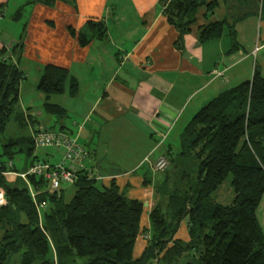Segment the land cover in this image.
Listing matches in <instances>:
<instances>
[{
    "label": "trees",
    "instance_id": "obj_1",
    "mask_svg": "<svg viewBox=\"0 0 264 264\" xmlns=\"http://www.w3.org/2000/svg\"><path fill=\"white\" fill-rule=\"evenodd\" d=\"M57 1L70 3L28 0L26 5L53 7ZM162 1L163 15L179 38L189 32L199 10L204 9L208 21L199 27L198 42L218 40L226 34L228 53L239 49L234 21H209L220 1L226 0ZM22 14V10L16 11L13 19ZM85 26L90 37L68 28L79 45L106 38L103 21L89 20ZM19 47L20 43L13 45L10 52ZM9 53L0 46V140L11 122L20 132L28 129L22 111L17 110L24 77ZM78 87L66 69L55 65L44 66L37 83V90L47 99L65 92L76 95ZM43 108L58 120L65 115L61 106L47 101ZM4 140L0 145V188L6 205L0 206V264H8L13 257L19 258V264H80V258L86 259L82 264H174L184 255L190 257L185 264H264V234L256 215L264 194V77L256 65L249 80L212 98L187 122L176 155L195 158L197 169L193 175L184 172L170 189L164 181L156 190L159 200L148 213V226L143 225V202L119 193L113 180L107 187L97 186L84 171L77 173L69 202H64L62 190L59 195L45 191L37 196L39 202L47 203L39 223L27 187L17 184L20 176L8 179L6 173L16 171L2 160L10 161L22 152L21 144L27 145V156H33L31 135ZM35 161L34 156L30 167ZM227 179L235 196L230 205L223 206L212 196ZM28 181L35 188L47 184L36 176H28ZM183 221L189 237L186 242L175 238ZM145 233L146 246L135 258L137 238Z\"/></svg>",
    "mask_w": 264,
    "mask_h": 264
},
{
    "label": "crops",
    "instance_id": "obj_2",
    "mask_svg": "<svg viewBox=\"0 0 264 264\" xmlns=\"http://www.w3.org/2000/svg\"><path fill=\"white\" fill-rule=\"evenodd\" d=\"M10 1L0 0V46L9 53L13 45L20 43L17 50L9 53L24 77L20 88L31 75L37 84L46 65L66 69L79 86L73 96L65 92L48 99L43 94L38 99L31 98L29 104L36 106L34 110L22 103L29 134L39 127L50 131L38 119L41 110L45 112L46 101L61 106L64 117L58 120L52 116L53 124L58 126L56 133L77 138L88 151L86 172L96 185L107 187L113 180L119 193L146 204L143 225L148 226V213L159 200L155 192L164 184L155 177L153 162L165 156V152L177 150L175 144L177 141L179 144L183 130L177 132V127L183 117L186 125L212 98L252 77L255 65L252 68L254 63L250 64L249 59L264 51V0L263 3L259 0V16L256 14L259 19L255 13H244V7L240 6L243 3L238 0L220 1L209 17L211 22L221 19L235 22L240 47L232 53H228L230 41L226 34L218 40L198 42L199 27L208 21L204 9L199 10L197 22L189 32L179 38V32L163 15L162 0H70V3L57 1L53 7L26 5V0L11 9L14 12L9 19L15 27V33L11 34L4 28ZM221 7L227 11L217 16ZM107 9L111 11L108 19ZM18 10L23 14L14 20ZM110 19L118 30H108ZM89 20L106 24V38L92 39L81 46L68 28L90 37L85 26ZM257 68L264 77V59ZM215 72L223 73L224 78ZM38 102L41 107H37ZM66 118L70 119V126L64 124ZM55 154L60 156L61 149H52L46 156ZM6 176L11 180L16 177L14 173ZM223 183L213 199L227 206L235 194L230 180ZM257 219L264 234V223L261 217ZM182 223L175 238L186 242L189 240L186 221ZM143 236L148 239V234ZM139 239L140 235L136 245ZM140 242L144 243L143 246L140 243L141 250L138 248L142 253L146 242Z\"/></svg>",
    "mask_w": 264,
    "mask_h": 264
},
{
    "label": "rangeland",
    "instance_id": "obj_3",
    "mask_svg": "<svg viewBox=\"0 0 264 264\" xmlns=\"http://www.w3.org/2000/svg\"><path fill=\"white\" fill-rule=\"evenodd\" d=\"M24 1H26V0H11L10 3L8 4L7 8H6L9 11H7L8 13H6L5 16H4V22H5L4 28H5V30L7 32H9L11 34L15 33V27L12 25L13 23H11V21L9 19V15L14 12V10H11V9H13V7H15V6L17 8ZM247 1H248L247 3L244 2L245 4L243 2H241V1H239V3H243L242 5H240L242 8L244 7L242 9L243 12L244 13H249V15H251V13H255V15L256 14L258 15V10H259L258 8H259V5H260L259 0H247ZM16 2H18V3H16ZM6 3H8V1ZM109 6H110V4L107 5V7H109ZM16 8H14V9H16ZM225 10H226L225 7H221L220 9H218V11H216L217 16L221 15L223 12H225ZM110 13H111V11L109 12L108 9L105 11V17L107 19L109 18V14ZM26 14H27V11H25L24 15H26ZM131 18H132V15H131ZM258 19H259V17H258ZM111 21H113V20L110 19V22H108V30L109 31H112L114 29L118 30V29H116V27H114V25L111 23ZM263 21H264V18L262 19V22ZM18 26H19V28H21V24H19ZM116 43H120L119 40H116ZM262 59H264V51L260 52L259 54L255 55V56H252L251 59H249V63L250 64H251V62L254 63V64H252V68H253V65H256L258 67V65L260 66V64L262 63ZM40 95H42V93L37 90V84H35L33 82V77L31 75L27 79L26 83L23 82L22 85H21L20 95H19V97H20L19 98V105H18L17 110L21 111V106H23L22 103H24V105L26 107H28L30 105V108L34 110V108L36 106L32 105V104H29V100L31 98L32 99H38ZM37 107H41V104L39 102H38V106ZM38 119H39V122L42 125L46 126L48 129H50V131L51 130L55 131V132L58 131V126L53 124L54 118L52 116L46 114L44 111L41 110V116H39ZM188 119H190V118H188ZM186 121L187 120L185 119V117H183L181 119V121H180V123L178 124V127H177V132H179V131H181L183 129V127L185 126ZM63 122H64L65 125L70 126V119L69 118L64 119ZM51 126H52V128H51ZM26 134H29L28 129L25 132H20L16 128V126L11 122L6 127L4 134L1 136L2 140H0V145L5 143L4 138L17 137L19 135H26ZM176 137L177 136H175V134H174V138H176ZM178 140H179V138H178ZM20 147H21L22 152L16 153L14 155V157L10 161H8L7 158H2V160L6 162L7 166H9L10 163L12 164L14 170L16 171V173H14L16 177H19L18 172H25V171L29 170L30 164H31V160L33 159L34 156L37 157L38 161L47 160L48 164L54 165V164H57V163L60 162V160L62 159L63 152H64V150L61 149L60 156L55 154L54 156H49L48 157L46 155L50 154L52 149H50V148H37L33 152V156L28 157L27 154H26L27 145L26 144H21ZM175 148L177 150H171V151H168V152L164 153L165 156L168 158L167 160H169V163H170L169 166H168L167 171L164 172V173H157L156 176H155L157 178L158 182H160L161 184L164 181L166 182L167 189H170L171 186L175 182H180L179 179H180V177L182 176V174L184 172H186V173L188 172L189 175L190 174L193 175V173L197 169V161H196L195 158H193L191 156H187V157L181 159L180 157H178L176 155V152H178V150H179L178 141L175 144ZM16 177H13V179L15 180ZM19 178L16 179L17 184L21 185V186H24L25 185V181L22 178H20V179ZM228 181H229V179H227L223 184H225ZM97 186H100V185L98 184ZM62 189H63L64 202L67 203L72 198V196H73V194L75 192V187L73 185L62 184ZM216 193H217V191H216ZM214 196H215V193H214V195L212 197L214 198ZM143 214H144L143 215V218H144V216L147 215V213L145 211V208H144V213ZM259 214H260V216H259ZM263 214H264V194L262 196V199H261V201L259 203V206L257 208V211H256V215H258L257 217L259 219L261 217L260 221L262 223H264ZM258 222H259V220H258ZM145 238H144L143 234L142 235L140 234V239H139L140 241L146 242V240H148V239H145ZM140 241H139V245L137 244L136 247H135V250H134V257L135 258H137V257H139L141 255V252L139 251L138 248L140 247V250H141L142 249L141 246H143L144 243H141ZM140 243H141V246H140ZM85 261H86L85 258L78 259V263H80V264L84 263ZM188 261H190V257L184 255L181 258H179L174 264H185ZM8 264H19V258L18 257H13ZM148 264H158V263L156 261H150ZM160 264H165V263L160 262Z\"/></svg>",
    "mask_w": 264,
    "mask_h": 264
},
{
    "label": "built area",
    "instance_id": "obj_4",
    "mask_svg": "<svg viewBox=\"0 0 264 264\" xmlns=\"http://www.w3.org/2000/svg\"><path fill=\"white\" fill-rule=\"evenodd\" d=\"M215 74L224 78L221 72H215ZM30 135L34 149L51 148L53 150H64L62 159L59 163L52 165L37 161L32 164L25 174H19L20 178L25 181V186L28 189L32 204L37 212L39 223H41L42 214L47 207V203L45 201L39 202L37 196L45 191L51 193L56 192L57 195H59V192L62 190V184L73 185L77 180V173L80 171L86 172V162L89 158V153L79 143L77 138L70 137L62 132H51L39 127L34 129ZM168 166L169 163L167 158L160 156L153 162L152 169L156 173H162ZM28 176L41 177L46 181V187L35 188L28 181ZM88 178L93 179L90 178V176H88ZM4 205H6L5 193L3 189L0 188V206Z\"/></svg>",
    "mask_w": 264,
    "mask_h": 264
},
{
    "label": "water",
    "instance_id": "obj_5",
    "mask_svg": "<svg viewBox=\"0 0 264 264\" xmlns=\"http://www.w3.org/2000/svg\"><path fill=\"white\" fill-rule=\"evenodd\" d=\"M146 204L144 203V206H145Z\"/></svg>",
    "mask_w": 264,
    "mask_h": 264
}]
</instances>
